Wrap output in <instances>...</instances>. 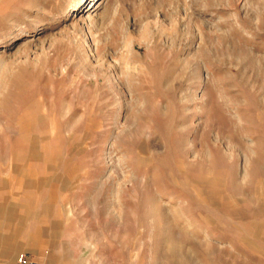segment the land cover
Instances as JSON below:
<instances>
[{"label": "rangeland", "instance_id": "1", "mask_svg": "<svg viewBox=\"0 0 264 264\" xmlns=\"http://www.w3.org/2000/svg\"><path fill=\"white\" fill-rule=\"evenodd\" d=\"M73 4L0 0V264H264V0Z\"/></svg>", "mask_w": 264, "mask_h": 264}, {"label": "crops", "instance_id": "2", "mask_svg": "<svg viewBox=\"0 0 264 264\" xmlns=\"http://www.w3.org/2000/svg\"><path fill=\"white\" fill-rule=\"evenodd\" d=\"M22 170H23V173H24V177L26 178V179H28V178H30L31 176H32V169H31V166L30 165H25L23 168H22ZM24 187H28L29 188V186H27L26 185V183L24 184ZM20 188V187H19ZM13 193V192H12ZM13 195L14 196H20L21 194H20V192H14L13 193Z\"/></svg>", "mask_w": 264, "mask_h": 264}, {"label": "bare ground", "instance_id": "3", "mask_svg": "<svg viewBox=\"0 0 264 264\" xmlns=\"http://www.w3.org/2000/svg\"><path fill=\"white\" fill-rule=\"evenodd\" d=\"M84 0H74L73 7L78 8V6L83 2Z\"/></svg>", "mask_w": 264, "mask_h": 264}]
</instances>
